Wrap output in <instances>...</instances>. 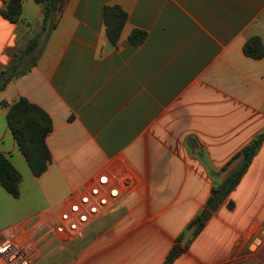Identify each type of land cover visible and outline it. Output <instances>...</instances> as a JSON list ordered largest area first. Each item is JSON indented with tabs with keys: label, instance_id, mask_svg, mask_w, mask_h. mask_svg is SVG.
I'll return each mask as SVG.
<instances>
[{
	"label": "crops",
	"instance_id": "0c3cea01",
	"mask_svg": "<svg viewBox=\"0 0 264 264\" xmlns=\"http://www.w3.org/2000/svg\"><path fill=\"white\" fill-rule=\"evenodd\" d=\"M8 2L0 0V11ZM105 7L127 14L116 45ZM43 21L36 0H24L16 24L0 14V73ZM136 30L147 34L141 45L130 41ZM255 37L264 45V0H65L37 64L0 92L1 142L8 107L24 98L52 119L53 160L43 176L64 181L60 205L105 171L133 182L102 227L90 230L95 220L74 241L34 232L45 213L9 226L15 198L0 182V235L16 230L41 257L35 264H164L213 189L240 169L243 159L233 158L264 131V58L244 53ZM183 248L173 264H264V144Z\"/></svg>",
	"mask_w": 264,
	"mask_h": 264
},
{
	"label": "trees",
	"instance_id": "16d2710c",
	"mask_svg": "<svg viewBox=\"0 0 264 264\" xmlns=\"http://www.w3.org/2000/svg\"><path fill=\"white\" fill-rule=\"evenodd\" d=\"M65 0H36L43 6L44 21L41 32L27 45L25 50L16 54L10 66L0 73V92L15 79L25 75L35 66L41 54L43 35L48 36L57 27V13L61 10ZM24 0H9L5 8L0 11L3 18L16 24L23 14ZM105 24L107 36L113 45H116L122 29L127 21V14L119 7H105ZM147 34L136 30L132 33L130 41L133 45H141ZM246 56L260 60L264 58V45L260 38L250 39L244 46ZM4 106H8L3 103ZM7 125L15 138L17 145L25 157L33 175L43 176L52 163V154L47 146V138L53 132V122L47 112L41 107L22 98L8 107ZM264 144V131L249 145H247L233 160L242 158L241 167L232 173L223 186L214 188L212 196L205 209L192 221L189 227L197 225L195 236L203 230L212 213L218 209L224 199L237 187L249 169L254 158ZM0 182L3 188L15 199L20 198L22 175L12 164L7 155L0 152ZM170 251L164 264H173L186 250L179 245L180 241Z\"/></svg>",
	"mask_w": 264,
	"mask_h": 264
},
{
	"label": "built area",
	"instance_id": "2783aa9c",
	"mask_svg": "<svg viewBox=\"0 0 264 264\" xmlns=\"http://www.w3.org/2000/svg\"><path fill=\"white\" fill-rule=\"evenodd\" d=\"M133 179L125 174L102 172L83 192L62 205L56 216L55 230L65 233L68 241L83 238L88 226L104 216L128 190ZM46 216L34 232L46 228ZM37 255L33 245L16 231L0 235V264H35Z\"/></svg>",
	"mask_w": 264,
	"mask_h": 264
},
{
	"label": "rangeland",
	"instance_id": "374dc122",
	"mask_svg": "<svg viewBox=\"0 0 264 264\" xmlns=\"http://www.w3.org/2000/svg\"><path fill=\"white\" fill-rule=\"evenodd\" d=\"M6 133L8 138L2 142L0 139V148H3L7 155L8 152H12L15 155V164L22 175L21 198L16 200L9 197V226H12L25 216L37 218L39 214L45 213L41 215V217L46 216V231L51 233V231L55 230L56 219L50 216L48 212H57L58 214L60 211L62 207L60 204L63 202L61 201L62 196H64V192H66L65 183L56 172L40 178L34 177L25 163L22 154L16 152V144L8 128H6ZM1 191L3 190L1 189ZM4 208V205L0 204V213H2ZM107 213L101 219L96 220L94 224L90 226V230L101 228V223L104 221L106 222L109 218ZM0 223H2V221ZM11 228H9V233ZM40 260L41 257L37 259L36 262L38 263Z\"/></svg>",
	"mask_w": 264,
	"mask_h": 264
},
{
	"label": "water",
	"instance_id": "95a60500",
	"mask_svg": "<svg viewBox=\"0 0 264 264\" xmlns=\"http://www.w3.org/2000/svg\"><path fill=\"white\" fill-rule=\"evenodd\" d=\"M197 230V226L194 225L192 226L188 231L187 233L185 234L183 240L181 241V246L182 247H186V245L188 244V242L192 239V237L194 236L195 232ZM42 264H47V261H45L44 263Z\"/></svg>",
	"mask_w": 264,
	"mask_h": 264
}]
</instances>
